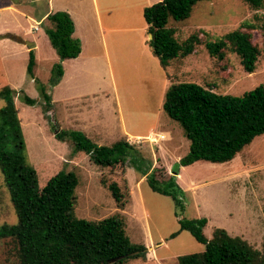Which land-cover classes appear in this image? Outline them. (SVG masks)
Here are the masks:
<instances>
[{
	"label": "rangeland",
	"instance_id": "obj_1",
	"mask_svg": "<svg viewBox=\"0 0 264 264\" xmlns=\"http://www.w3.org/2000/svg\"><path fill=\"white\" fill-rule=\"evenodd\" d=\"M5 1L9 3L10 0ZM19 1L25 2L16 7L24 5L28 8L34 21H38L42 13L50 7L51 11H68L77 21L78 33L83 30L79 19L87 12V0ZM18 9L22 11L24 8L18 7ZM132 10H137V6H133ZM142 16L141 13V18ZM30 23L36 22L31 20L28 23L22 18L20 27H28ZM36 25L39 27L38 31L26 36L35 38L38 42V50L35 54L36 78H30L27 74L29 58L27 52L12 46L0 47V88L9 85L13 89L10 97L17 108L24 140L25 146L22 152L37 171L39 187L44 186L46 181L58 171L73 170L79 181L75 188L74 203L77 217L98 220L120 211L124 217L126 233L131 241L146 247L144 256L132 257L121 264H174V260L179 255L202 251L203 243L197 241L189 231L179 229V216L206 217L207 224L203 231L207 238L212 236L216 227H221L231 235L247 240L253 247L262 248L264 133L256 136L230 161L219 163L201 160L182 166L181 174L177 177L181 187L179 197L184 204V209L180 210L171 195L154 191L146 178L136 184L135 176L140 172L129 162L111 167L97 165L90 161L86 153L75 151L71 142L56 136L55 131L52 130L54 127L72 130L59 119L60 111L61 113L65 111L62 110L61 98L83 91L81 89L93 88L98 83H102L103 77L99 79V75L93 72L91 64H87L85 68L80 67L76 71V74L82 72L79 75H75L74 71L72 73L69 64H62L64 73V76L63 73L61 75L62 83L54 88L56 83L52 85L50 81L53 67L58 62L57 52L44 31L43 20ZM169 26H173L175 37L179 41L185 40L193 32L198 33L200 39L205 42L218 39L234 29H240L248 33L251 42L260 48L256 68L249 72L243 68L240 57L235 52L227 49L224 57L218 59L209 54L203 43L196 44L195 50L189 56L172 59L168 73L174 75L173 80L194 81L210 87L215 92L234 95H240L264 83V2L260 8H254L245 0H200L192 7L187 18L171 20ZM73 36L75 37L76 34ZM185 58L186 61L183 60ZM180 63L183 68H179ZM128 68L130 76L134 77L133 68ZM135 68L139 74L142 66ZM158 89H161V84H158ZM158 89L155 85L154 92L150 94L152 103H158L159 93H156ZM26 94L35 100L32 104L25 101ZM146 95L150 96L148 92ZM5 101V98L0 96V108L6 104ZM142 118L143 125L155 120L153 115H145ZM132 119L130 116L127 122L133 123L130 121ZM158 123L166 126L174 136L176 147L172 151L175 149L178 155L185 156L189 151L190 142L180 123L172 119L164 108L161 109ZM108 129L110 135H105L106 145L118 139L116 136L118 130L113 125L112 119ZM139 145L140 147L137 148L141 154L150 161L151 146L144 142ZM172 158L174 161L170 158L165 159L167 164H171L169 169L171 174L172 166L178 162L174 157ZM145 162L142 163L144 167L147 165ZM127 166H129L128 176ZM128 177L132 192L127 183ZM112 181L120 186L124 194L123 208L116 206L115 199L107 187ZM177 212L180 213L178 216ZM16 220V212L0 169V225L15 223ZM0 264H19L15 242L10 237H0Z\"/></svg>",
	"mask_w": 264,
	"mask_h": 264
},
{
	"label": "trees",
	"instance_id": "obj_2",
	"mask_svg": "<svg viewBox=\"0 0 264 264\" xmlns=\"http://www.w3.org/2000/svg\"><path fill=\"white\" fill-rule=\"evenodd\" d=\"M197 1L200 0H159L144 7L147 30L151 33L148 42L161 65L165 67L173 58L189 55L196 44L203 43L209 54L218 59L224 57L227 49L235 52L243 68L253 71L260 48L240 29L205 42L195 32L183 41L176 39L170 21L187 18ZM245 1L254 8H260L264 2ZM46 19L50 25H45L44 31L59 57L50 81L54 85L63 73L62 60L76 57L81 51V42L73 36L74 21L68 11H51ZM35 63V53L31 49L27 73L32 78ZM12 91L8 85L0 88V96L6 100L0 108V169L17 220L0 225V237L14 240L19 264H121L132 257L144 256L146 247L131 241L120 211L98 220L75 215V188L79 182L75 171L62 169L39 187L37 171L22 152L25 145L17 108L10 97ZM46 98L49 100L47 94ZM25 101L32 104L35 100L26 94ZM163 108L180 123L190 141L188 153L172 166V174L159 157L152 167V162L125 139L99 145L79 130H64L58 126L52 130L57 137L71 142L75 151L86 153L97 165L111 167L129 162L146 175L154 191L171 195L180 210L184 209L176 176L180 166L201 160L230 161L256 136L264 133V83L234 95L215 92L194 81L173 80L165 92ZM107 187L116 206L123 208L124 194L120 186L112 181ZM178 222L179 229L189 231L204 244V249L179 255L174 264H264V240L262 248L258 249L221 227H216L207 238L203 231L207 224L204 216H179Z\"/></svg>",
	"mask_w": 264,
	"mask_h": 264
},
{
	"label": "crops",
	"instance_id": "obj_3",
	"mask_svg": "<svg viewBox=\"0 0 264 264\" xmlns=\"http://www.w3.org/2000/svg\"><path fill=\"white\" fill-rule=\"evenodd\" d=\"M156 1L159 0H87V12L79 19L83 28L80 33H78L77 21L74 17L72 18L74 21L73 35L76 34L75 37L80 40L81 51L76 57L65 58L61 63L69 64L75 75L82 73L80 71L76 74L80 67L85 68L87 64H91L93 72L99 75V79L103 78L102 83H98L93 88L81 89L83 91L61 98L62 110L65 111L62 113L60 111L59 119L62 120V124H66L72 130L83 132L99 145H106L105 135H110L108 128L110 119H112L113 125L118 130L117 140L125 139L136 147H140L139 144L142 142L147 143L152 148L149 155L152 167L159 157L163 164L170 169L171 164H167L165 159L170 158L174 161L172 158L174 157L175 161H178L181 156L176 153L175 149L172 151L176 147L175 138L166 126L158 123V119L163 108V94L165 97V92L173 81L172 76L174 77V75L168 73L171 62L163 67L158 57L152 52L148 42L150 39L148 26L143 15L144 7ZM24 2L10 0L7 3L5 0H1L0 47L20 48L28 55L33 49L36 54L37 40L26 36L38 31L39 27L36 23H39L40 20H43L44 25H49L46 15L51 12V9L49 7L42 13L38 21H34L35 19L31 16L32 13L28 8L20 5L18 7L24 9L19 11L16 7ZM133 6H137V10H132ZM22 18H25L28 23L31 20L36 23H30L28 27L21 28ZM13 35H17L23 40H29L34 45L31 47L13 38ZM183 60L186 61V58ZM57 61H59V57ZM135 66H142L139 74ZM182 66L180 63L179 68H183ZM128 67L133 68L137 82L134 77L130 76V72L127 71ZM35 74L34 67L33 79L36 78ZM62 79L63 77L59 79L54 88L62 83ZM158 84H161L160 90ZM155 85L158 89L156 93H159L158 103L150 101L152 98L150 94L154 92ZM146 92L150 96H147ZM145 115H153L155 120L143 125L142 116ZM130 116L133 118L130 120L133 123L127 122ZM60 126L62 127V125ZM115 141H111L110 144ZM126 168L128 176L129 166ZM181 168L183 167L179 168L177 177L181 174ZM145 178L146 175L139 173L135 176L136 184ZM127 183H129L130 192H132L129 177Z\"/></svg>",
	"mask_w": 264,
	"mask_h": 264
},
{
	"label": "water",
	"instance_id": "obj_4",
	"mask_svg": "<svg viewBox=\"0 0 264 264\" xmlns=\"http://www.w3.org/2000/svg\"><path fill=\"white\" fill-rule=\"evenodd\" d=\"M149 37L151 38V33H149ZM13 38H15V39H17V40H19V41H21V42H24V43H26V44H28L29 46H33L34 44H33V42H31V41H29V40H23V39H21L19 36H17V35H13Z\"/></svg>",
	"mask_w": 264,
	"mask_h": 264
}]
</instances>
